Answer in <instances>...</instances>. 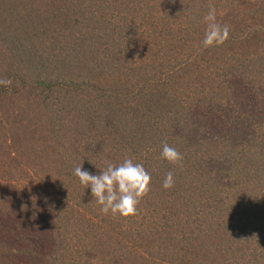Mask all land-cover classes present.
Returning a JSON list of instances; mask_svg holds the SVG:
<instances>
[{"label": "trees", "instance_id": "obj_1", "mask_svg": "<svg viewBox=\"0 0 264 264\" xmlns=\"http://www.w3.org/2000/svg\"><path fill=\"white\" fill-rule=\"evenodd\" d=\"M0 79V264H264V0H0ZM125 158L104 215L74 168Z\"/></svg>", "mask_w": 264, "mask_h": 264}, {"label": "clouds", "instance_id": "obj_2", "mask_svg": "<svg viewBox=\"0 0 264 264\" xmlns=\"http://www.w3.org/2000/svg\"><path fill=\"white\" fill-rule=\"evenodd\" d=\"M206 24L202 46L204 49L222 46L228 39L230 28L217 22L216 10L210 7L203 18ZM10 80L0 79V86L7 87ZM161 159L171 164L182 161V155L166 142L162 146ZM74 175L86 189H90L92 200L104 215L127 218L137 213L141 199L150 191L151 176L141 163L125 158L120 164L106 162L99 174H93L83 168V164L74 168ZM174 173L168 172L162 187L169 190L174 187Z\"/></svg>", "mask_w": 264, "mask_h": 264}, {"label": "rangeland", "instance_id": "obj_3", "mask_svg": "<svg viewBox=\"0 0 264 264\" xmlns=\"http://www.w3.org/2000/svg\"><path fill=\"white\" fill-rule=\"evenodd\" d=\"M254 105L256 106V104L254 103ZM256 108V107H254ZM33 187H37V186H40V188H44V186L42 187V185H39V184H35V185H32ZM29 194V193H28ZM29 198V197H28Z\"/></svg>", "mask_w": 264, "mask_h": 264}]
</instances>
